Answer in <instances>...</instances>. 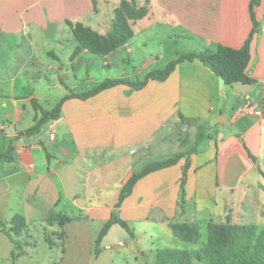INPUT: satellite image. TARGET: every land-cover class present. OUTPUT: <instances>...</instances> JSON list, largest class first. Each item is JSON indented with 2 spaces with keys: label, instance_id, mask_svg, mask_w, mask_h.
Wrapping results in <instances>:
<instances>
[{
  "label": "crops",
  "instance_id": "0c3cea01",
  "mask_svg": "<svg viewBox=\"0 0 264 264\" xmlns=\"http://www.w3.org/2000/svg\"><path fill=\"white\" fill-rule=\"evenodd\" d=\"M121 1L0 0V153L11 147V160L0 161V220L8 224L21 215L28 226L15 238L23 249L16 258L12 240L0 230V264H19L32 249L33 231H51L62 261L75 251L91 258L100 247L112 248L106 241L118 224L98 248L95 239L122 186L145 165L177 153L184 156L138 180L117 209L128 229L118 226L139 245L128 246V255L155 264L157 249H184L170 223L196 222L205 233L210 221L264 226V0H133L148 14L132 23L130 40L103 56L109 73L99 82L141 81L179 55L218 45L239 49L255 22L246 68L254 83L247 93L236 92L199 61H184L166 80H150L140 90L116 85L85 100L68 99L59 119L25 134L37 116L34 100L50 110L69 91L96 86V55L82 51L72 58L77 43L66 20L107 35ZM179 39L184 46H176ZM247 102L256 111L239 113ZM198 128L205 140L195 146ZM184 161L181 208L178 166ZM107 190L115 196L111 191L107 198ZM57 215L71 221L61 226L52 219ZM136 224L156 226L161 234L143 231L138 238Z\"/></svg>",
  "mask_w": 264,
  "mask_h": 264
},
{
  "label": "trees",
  "instance_id": "16d2710c",
  "mask_svg": "<svg viewBox=\"0 0 264 264\" xmlns=\"http://www.w3.org/2000/svg\"><path fill=\"white\" fill-rule=\"evenodd\" d=\"M258 1H252L251 5ZM250 5V10H251ZM148 14L146 6H137L133 0H122L115 8L111 24V31L107 35H102L79 22L66 20V24L72 32L77 45L72 54V58L82 51H87L96 56H105L124 45L133 35L132 23L144 18ZM253 19V15L251 13ZM257 24L239 49L218 45L215 51L204 49L179 55L170 61L163 69L154 70L147 73L141 81H130L128 79H105L90 90L78 93L69 91L59 102L50 110H44L33 101V106L37 112L34 124L25 131L26 135H35L41 128L50 121L59 119L63 102L68 99L77 98L81 100L93 97L100 92L112 88L116 85H126L132 89H142L148 81L166 80L175 67L184 61L197 60L208 67L224 84L233 86L235 84H253L254 81L246 74V68L250 61V43L253 34L256 32ZM205 137L202 128L197 129L196 146L202 144ZM11 147L5 152L0 153V161L11 160ZM183 153H177L172 157L149 163L140 171L134 173L119 191L118 199L114 205L116 211L122 201L130 195L135 183L144 176L175 165ZM188 162L182 171L180 179V200L179 205L183 208L184 204V183ZM54 221L59 225H64L71 221L67 216H53ZM118 224L124 229H128L127 224L121 221L116 212L103 225L97 238L95 239L96 248L99 247L101 240L107 234L110 227ZM9 225V226H8ZM169 228L174 237L186 243H197L201 238V226L196 222H175L170 223ZM28 229L26 220L21 215H15L8 224L0 220V230L6 234L13 242L14 249L12 257H19L23 249L19 242L15 240ZM61 233L59 237H62ZM46 243L53 246L52 240L45 237ZM155 264H264V226L241 225L231 223L208 222L206 225V241L195 250L163 248L157 249Z\"/></svg>",
  "mask_w": 264,
  "mask_h": 264
},
{
  "label": "rangeland",
  "instance_id": "374dc122",
  "mask_svg": "<svg viewBox=\"0 0 264 264\" xmlns=\"http://www.w3.org/2000/svg\"><path fill=\"white\" fill-rule=\"evenodd\" d=\"M190 40L191 39H187L186 42H188V44H191L192 42ZM182 44L184 46L185 41L183 39H179L178 44L176 46L180 47L182 46ZM2 47L5 53V46L2 45ZM163 47L164 45H162V48ZM13 49L14 51H16L17 44H16V47H14ZM6 53L8 56L10 57L12 56L10 50H8ZM95 57L96 59L93 63V69H92L94 70V72H92L91 74L93 75L94 85H97L101 81V79H104L105 77L104 73H109V72L107 71L106 68L103 67V56H95ZM189 149H190V145H186L185 151H189ZM155 157L159 159L158 156H155ZM183 163L184 164H182L181 166H178V170L180 172L181 170L183 171L185 169V161ZM181 175H182V172H181ZM111 191L113 192V196H115V191L107 190L108 192L107 198L111 195L110 194ZM71 212L72 211L69 210L68 214H70ZM114 212H116V215L117 213H119L117 210L116 211L113 210V213ZM119 219H121V217ZM95 224L96 223L92 225L93 229L90 230L91 233H94V231H96ZM149 224L146 225L144 228L140 224H136L135 225V229L137 231L136 237L140 238L141 233L143 231H146L147 233H152L156 238L159 237L161 234L160 230L156 226L151 228V225ZM31 235L32 237L30 238V242H32L31 243L32 249H30V253L26 257H23L19 260V264L20 263L21 264H154V260L151 263L145 262V261L137 262V260H134L133 257L127 254L128 246L131 249L135 250L139 245L135 241H132L131 238L127 235V233L123 229H121L118 225H116L115 228L111 230L109 239H107L106 241V243H108L109 245H112V248L105 249L103 247H100V249H98V252L96 254L94 253L92 254L91 258H89V255L87 256V254L82 255L83 257L82 258L81 255L78 253H75L76 252L75 251L74 253H70L69 256L65 258L64 261H62V258L64 257L63 253L61 252L62 246L59 244L58 242L59 240L51 234L50 230H48L46 234L45 233L42 234V232L37 233V231H33ZM44 235H46V237H49L50 240H52L53 246H49L48 243L44 241ZM118 241H121L124 245L123 246L117 245ZM205 241H206V233H205L204 227L201 229V238L196 245L186 244L176 239V243L179 244V247L184 248V249L198 248ZM86 243H87L86 239H84L82 241V245H85ZM146 245L148 246L150 245L149 236H148Z\"/></svg>",
  "mask_w": 264,
  "mask_h": 264
},
{
  "label": "built area",
  "instance_id": "2783aa9c",
  "mask_svg": "<svg viewBox=\"0 0 264 264\" xmlns=\"http://www.w3.org/2000/svg\"><path fill=\"white\" fill-rule=\"evenodd\" d=\"M255 111H256L255 106L253 104L248 103V102L245 103L242 107H240L238 109L239 113H253ZM50 138L52 139L53 136L51 135ZM118 245H122V243L119 242ZM107 248H109V247H107Z\"/></svg>",
  "mask_w": 264,
  "mask_h": 264
},
{
  "label": "water",
  "instance_id": "95a60500",
  "mask_svg": "<svg viewBox=\"0 0 264 264\" xmlns=\"http://www.w3.org/2000/svg\"><path fill=\"white\" fill-rule=\"evenodd\" d=\"M252 87V84L247 83V84H235L233 85V88L236 92L240 93V94H245L247 93Z\"/></svg>",
  "mask_w": 264,
  "mask_h": 264
}]
</instances>
